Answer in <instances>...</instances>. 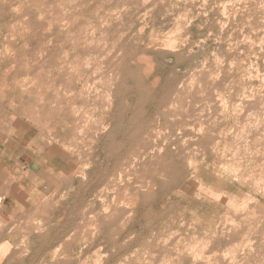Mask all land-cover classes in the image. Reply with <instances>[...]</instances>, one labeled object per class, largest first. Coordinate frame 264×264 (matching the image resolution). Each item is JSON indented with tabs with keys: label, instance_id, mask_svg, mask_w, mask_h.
<instances>
[{
	"label": "rangeland",
	"instance_id": "374dc122",
	"mask_svg": "<svg viewBox=\"0 0 264 264\" xmlns=\"http://www.w3.org/2000/svg\"><path fill=\"white\" fill-rule=\"evenodd\" d=\"M0 164V264H264V0H0Z\"/></svg>",
	"mask_w": 264,
	"mask_h": 264
},
{
	"label": "crops",
	"instance_id": "0c3cea01",
	"mask_svg": "<svg viewBox=\"0 0 264 264\" xmlns=\"http://www.w3.org/2000/svg\"><path fill=\"white\" fill-rule=\"evenodd\" d=\"M9 159L10 157L4 155L2 161H5L4 163L8 164ZM7 169L8 168L4 169L3 166L0 164V173H3L0 175V211L1 208H4L5 210V208L9 205L10 202L18 201L19 196L24 194L22 191L24 189L23 178L17 180L16 183H14L13 180L5 178L4 172L7 171Z\"/></svg>",
	"mask_w": 264,
	"mask_h": 264
},
{
	"label": "bare ground",
	"instance_id": "6f19581e",
	"mask_svg": "<svg viewBox=\"0 0 264 264\" xmlns=\"http://www.w3.org/2000/svg\"><path fill=\"white\" fill-rule=\"evenodd\" d=\"M236 9V8H235Z\"/></svg>",
	"mask_w": 264,
	"mask_h": 264
}]
</instances>
